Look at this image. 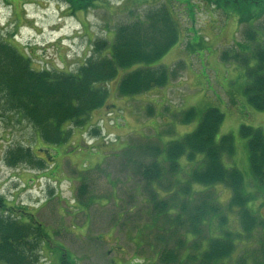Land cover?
<instances>
[{
    "label": "rangeland",
    "instance_id": "1",
    "mask_svg": "<svg viewBox=\"0 0 264 264\" xmlns=\"http://www.w3.org/2000/svg\"><path fill=\"white\" fill-rule=\"evenodd\" d=\"M140 1L97 0L88 11H74L68 0H0V41L28 53L37 69L76 72L91 56L93 42L99 36L111 45L118 26L144 19L149 11L163 9L165 4ZM167 6L175 16L180 36L179 42L155 63L172 71L166 86L132 97L120 96L117 88L121 70L107 85L106 103L91 113L83 128L73 129L71 144L59 146L41 140L37 129L21 114L0 111V195L14 200L13 205L26 207L44 223L47 237L37 264H63L64 255L68 264H161V255L168 249L174 252L177 244L178 261L173 264H196L190 259L196 251L195 243L190 236L187 248L182 235L185 228L178 236L175 232L173 237L166 236L170 221L156 214L159 207L150 203L154 192H148L139 169L156 157L151 148L194 131L201 114L210 107L224 114L217 139L226 134L234 139L235 154L225 158L226 165L241 170L245 180L251 176L247 139L241 136L240 127L246 124L264 132V110L249 104L244 92V68L236 62H225L222 52L243 42V32L250 24L255 23L260 30L264 11L259 21L258 16L253 18L258 22L242 23L233 7L223 10L212 5L195 17L197 36L189 33L193 23L185 6L175 1ZM259 37L262 39L264 32ZM190 107L199 112L197 119L189 124L176 121L179 115L175 114ZM93 129H99V135H93ZM19 147L34 151L46 161L45 166L8 164L7 153ZM180 162L188 172L186 158ZM31 174L53 175L59 180L67 176L72 182H57L59 197L55 195L56 182L50 178L42 177L23 187L22 182L26 183ZM82 176L88 184L83 195L79 190ZM167 187H163L164 192ZM163 191L161 196L166 194ZM262 191L247 206L264 220ZM205 192L215 197V190ZM216 193L220 201H228V190L220 187ZM34 196L38 201L31 200ZM230 220L227 225L233 231L241 229L239 216L233 215ZM212 222L203 226L201 242L221 234L215 229L217 222ZM250 238L244 255L247 264H264V225L258 226ZM237 246L231 257L217 264H238L247 247L239 242ZM180 260L182 263H178Z\"/></svg>",
    "mask_w": 264,
    "mask_h": 264
},
{
    "label": "trees",
    "instance_id": "2",
    "mask_svg": "<svg viewBox=\"0 0 264 264\" xmlns=\"http://www.w3.org/2000/svg\"><path fill=\"white\" fill-rule=\"evenodd\" d=\"M96 1L68 0L70 10L74 11H88ZM143 1L148 0L140 2ZM153 1L156 4L164 1L163 9L149 11L144 19L118 26L111 45L106 38L99 36L93 42L91 56L76 72L46 67L37 69L33 67L28 53L1 40L0 111L21 114L37 129L47 145L71 144L73 129L83 128L91 113L106 103L107 85L121 70L124 71L117 88L120 96L132 97L168 84L171 69L155 64L179 42V27L167 6L168 2L175 1L185 6L193 23L189 33L194 35L198 34L195 17L212 5L223 10L233 7L242 23L259 21L264 11V0ZM255 16H258L257 20L253 19ZM252 24L243 32L245 40L238 41L235 48L224 50L222 59L236 62L244 68L247 100L254 109L264 110V37H259L260 32H264V23L260 25V30L259 26ZM176 115H179L176 121L189 124L197 119L199 112L190 107ZM223 120L224 114L218 108L206 109L194 131L164 146L151 148L156 157L139 169L148 192L150 189L154 192L150 203L156 209L159 207L156 214L168 217L170 221V227L165 230L166 236L173 237L174 232L178 236L180 229L185 228L182 233L186 238L185 245L189 249L187 239L190 236L195 243L196 251L190 259H194L196 264H217L231 257L238 247L237 242L246 243L247 247L238 264H247V256H244L249 249L247 242L251 240L253 231L264 225V220L247 206L264 190V132L246 124L240 127L241 136L247 139L250 158L251 176L245 180L241 170L225 163V158H232L235 154V143L231 134L217 139ZM92 133L99 135V129H93ZM182 157L189 163L186 164L188 172L183 170ZM6 162L11 165L30 162L39 168L46 164L42 157L24 147L10 150ZM181 175L185 176L181 178ZM81 179L79 190L83 195L88 184L84 176ZM168 185L176 189L170 191ZM165 186L166 192L163 191ZM220 187L223 191L228 190V201L219 200L216 190ZM210 189L215 190V197L205 192ZM162 191L166 193L164 196H161ZM197 196L198 201L194 203ZM11 202L14 203V200L0 195V264H37L47 237L44 223L38 221L26 207ZM233 215L239 216L241 229L236 232L227 225ZM213 220L217 222L215 229L221 234L201 242L203 226L213 225ZM179 246L177 244L174 252L170 249L164 252L161 264L178 261L176 249ZM61 261L68 264L65 255Z\"/></svg>",
    "mask_w": 264,
    "mask_h": 264
},
{
    "label": "crops",
    "instance_id": "3",
    "mask_svg": "<svg viewBox=\"0 0 264 264\" xmlns=\"http://www.w3.org/2000/svg\"><path fill=\"white\" fill-rule=\"evenodd\" d=\"M53 152V151H52ZM59 153V152H58ZM54 154V153H53ZM35 174H31V175H29V178L30 179H28V180H26V183H23L22 182V184H23V187H25V184H27V185H29V184H32V182H36V181H40V179L43 177V178H47V179H51V181L52 182H56V185H55V188H56V190H57V194H55L56 196H59L60 197V195H59V186H58V183L59 182H61V183H64V182H67V181H70V182H72L71 181V179L69 178V177H65V179H62V178H60V180H59V177L58 178H55L53 175H40L39 174V176H34ZM32 177H36L37 178V180H35V179H33ZM18 178V177H17ZM32 178V179H31ZM59 181V182H58ZM58 182V183H57ZM72 189L73 188H71V183H69V190H70V192L72 191ZM32 201H34V200H36V201H38V198H35V196L31 199Z\"/></svg>",
    "mask_w": 264,
    "mask_h": 264
}]
</instances>
